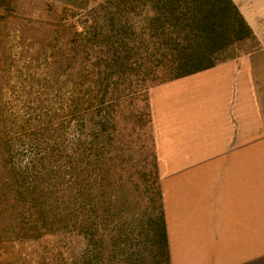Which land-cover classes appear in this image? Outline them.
I'll return each instance as SVG.
<instances>
[{
	"label": "trees",
	"instance_id": "16d2710c",
	"mask_svg": "<svg viewBox=\"0 0 264 264\" xmlns=\"http://www.w3.org/2000/svg\"><path fill=\"white\" fill-rule=\"evenodd\" d=\"M96 3L85 19L74 5L18 22L0 11V264H98L105 241L110 264L111 211L132 167L118 125L138 97L130 88L141 82L147 99L253 39L232 0ZM157 189L143 264H169Z\"/></svg>",
	"mask_w": 264,
	"mask_h": 264
},
{
	"label": "crops",
	"instance_id": "0c3cea01",
	"mask_svg": "<svg viewBox=\"0 0 264 264\" xmlns=\"http://www.w3.org/2000/svg\"><path fill=\"white\" fill-rule=\"evenodd\" d=\"M253 47L149 93L169 264H264V0Z\"/></svg>",
	"mask_w": 264,
	"mask_h": 264
},
{
	"label": "rangeland",
	"instance_id": "374dc122",
	"mask_svg": "<svg viewBox=\"0 0 264 264\" xmlns=\"http://www.w3.org/2000/svg\"><path fill=\"white\" fill-rule=\"evenodd\" d=\"M98 0H15V3L0 6L1 14L11 16L14 22L21 19H45L52 18L55 11H59L69 5H74L72 10L74 17L85 19L94 17L98 14ZM67 12H69L68 8ZM254 39L245 38L231 44L225 51L218 55L222 58L234 57L239 53L253 47ZM132 85V84H131ZM154 86V85H153ZM152 86V87H153ZM141 82L132 85L130 92L133 100L128 111L125 110L121 115L118 125L122 127L126 123L125 135L127 140L129 155L132 162L128 166L129 176L122 188L123 194L115 195L116 201L112 209V222L110 225L117 232L118 246L115 247V255L110 259V264H126L129 257L136 258V264L145 263L149 245L144 235L149 232L151 217L157 211L158 197L156 194L159 187V175L157 166V156L154 145L153 124L150 112L149 88L145 94L139 91ZM137 89V91H136ZM136 91V92H135ZM144 99V100H143ZM110 221V219H108ZM109 227H107L108 229ZM98 228L99 233H107L109 230ZM121 233H119V232ZM106 241L102 244L101 255L98 264H107ZM125 260V262H124Z\"/></svg>",
	"mask_w": 264,
	"mask_h": 264
}]
</instances>
